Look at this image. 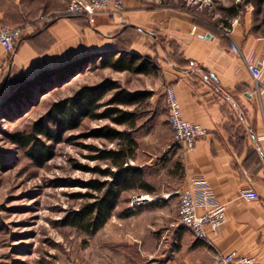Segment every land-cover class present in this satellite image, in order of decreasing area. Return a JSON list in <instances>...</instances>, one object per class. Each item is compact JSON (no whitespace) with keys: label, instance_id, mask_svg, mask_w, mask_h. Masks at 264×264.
Masks as SVG:
<instances>
[{"label":"crops","instance_id":"0c3cea01","mask_svg":"<svg viewBox=\"0 0 264 264\" xmlns=\"http://www.w3.org/2000/svg\"><path fill=\"white\" fill-rule=\"evenodd\" d=\"M67 6L68 0H0V20L23 30L9 59L0 45V91L8 80L31 79L47 68L116 49L117 35L123 33L122 48L151 58L156 72L145 75L105 68L87 86L110 78L131 93L151 92L132 130L137 148L128 166L145 172L146 183L155 191L137 192L177 193L199 177L211 185L228 214L224 228L218 234L209 229L205 240L178 223L167 230L157 224L161 255L166 257L162 264H219L230 253L264 264V111L247 67L230 51V40L222 32L204 30L186 12L154 0H124L120 17L99 14L94 24L65 17ZM251 28L235 26L232 30V38L245 54L264 48V35ZM207 34L211 37L206 38ZM100 61L81 69L91 64L98 67ZM82 71L63 86L75 83ZM4 73L7 76L2 81ZM168 87L175 88L185 119L209 130L193 151L173 142L165 99ZM160 106L164 113L156 111ZM115 129L127 130L125 126ZM161 177L169 185L157 181ZM247 189L255 190L260 198H241L240 191ZM174 195L171 198L179 200Z\"/></svg>","mask_w":264,"mask_h":264},{"label":"rangeland","instance_id":"374dc122","mask_svg":"<svg viewBox=\"0 0 264 264\" xmlns=\"http://www.w3.org/2000/svg\"><path fill=\"white\" fill-rule=\"evenodd\" d=\"M154 1L186 12L207 31L223 33L235 26L251 25L254 33L264 35V4L260 6L258 0ZM237 4L241 11L232 18L229 10ZM7 55L9 59L11 54ZM82 72L71 86H57L47 95L38 96L33 107H21L19 113L6 111L0 118V264L166 263L155 230L157 224L167 230L174 226L171 224L179 223L176 216L180 200L176 198L128 212L131 197L140 192H125L112 217L95 235L67 223L71 214L93 203L89 197L100 195L86 185L93 180L109 179L94 171L107 168L109 162L95 156L101 151L117 150L118 143L85 137L93 129L110 124L109 120L87 119L77 131L67 133L62 142H47L53 145V156L44 167L34 164L26 150L12 140L19 133L31 134L33 124L46 115L54 102L73 95L78 86L94 83L103 75L94 64ZM6 76L4 73L2 81ZM13 84L10 81L3 86L0 99ZM146 108L145 105L140 111ZM164 110L162 106L156 109L162 113ZM165 158L162 167L166 165ZM157 181L169 185L165 178Z\"/></svg>","mask_w":264,"mask_h":264},{"label":"trees","instance_id":"16d2710c","mask_svg":"<svg viewBox=\"0 0 264 264\" xmlns=\"http://www.w3.org/2000/svg\"><path fill=\"white\" fill-rule=\"evenodd\" d=\"M258 2L260 6L264 4V0H258ZM240 11L241 5L237 4L232 10H229L230 16L236 17ZM65 17L87 20L86 17L77 15L66 14ZM122 34L117 35L118 47L116 49L77 58L61 66L42 70L31 79L15 82L10 87V91L0 99V118L6 115V111L19 113L21 107L23 109L29 106L33 107L37 103L38 96L47 95L57 86L69 82L75 74L84 70L81 69L82 66L92 63L96 58L101 59L98 66L101 70L110 68L117 72L135 71L145 75L155 73V62L151 58L130 54L129 51L122 48L124 44ZM150 96L151 92L136 91L131 93L117 82L105 78L95 85L80 86L72 96L54 102L46 115L33 124L31 134L19 133L12 137L14 143L26 150L27 157L34 164L44 167L53 156V145L47 142H62L67 133L77 131L87 119L111 122L101 128L93 129L85 136L86 138L95 137L111 143H118L119 148L101 151L95 156V159L109 162L105 169H94L109 179L103 182L93 180L86 185L87 188L94 189L100 195L89 197L93 203L81 207L69 216L67 223L70 226L95 235L112 217L123 193L135 190H143L148 193L155 191L152 186L146 183L145 172L139 168L128 166L137 148V143L132 138V130L136 125L139 109L146 105ZM134 105H136L135 109L130 111L129 109ZM113 125L125 126L127 130L119 131Z\"/></svg>","mask_w":264,"mask_h":264},{"label":"built area","instance_id":"2783aa9c","mask_svg":"<svg viewBox=\"0 0 264 264\" xmlns=\"http://www.w3.org/2000/svg\"><path fill=\"white\" fill-rule=\"evenodd\" d=\"M124 8V0H68L67 14L86 17L90 24H94L99 14L107 13L113 18L120 17ZM196 28L193 29L195 33ZM230 40V51L243 60L245 67L254 81V93L258 96L261 109L264 111V48L260 53L250 52L245 54L236 41L232 38V31L223 32ZM23 30L12 27L0 20V45L6 54L15 51L16 43L22 38ZM166 108L169 127L173 132L174 142L181 145L186 151H193L198 140L206 137L209 130L203 126L188 122L180 99L174 87L166 89ZM177 194L180 200L179 226L189 229L198 239H207V231L218 234L228 222L226 205L220 204L216 199L210 184L203 178H192L188 186L177 193L166 195L137 194L131 197L128 212H134L140 206L151 205L159 200H168ZM239 196L247 201L258 200L260 197L255 190H241ZM257 264L253 258L243 257L238 259L234 253L222 256L219 264Z\"/></svg>","mask_w":264,"mask_h":264},{"label":"water","instance_id":"95a60500","mask_svg":"<svg viewBox=\"0 0 264 264\" xmlns=\"http://www.w3.org/2000/svg\"><path fill=\"white\" fill-rule=\"evenodd\" d=\"M205 37H206V38H210V37H211V35H210V34H207Z\"/></svg>","mask_w":264,"mask_h":264},{"label":"bare ground","instance_id":"6f19581e","mask_svg":"<svg viewBox=\"0 0 264 264\" xmlns=\"http://www.w3.org/2000/svg\"><path fill=\"white\" fill-rule=\"evenodd\" d=\"M96 59H97V58H96ZM82 67H83V66H82ZM74 77H75V76H74ZM55 78H56V77H55ZM56 79H57V78H56ZM38 88H39V87H38ZM36 89H37V88H36ZM36 89H35V90H36ZM36 91H38V90H36Z\"/></svg>","mask_w":264,"mask_h":264}]
</instances>
